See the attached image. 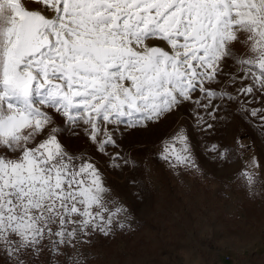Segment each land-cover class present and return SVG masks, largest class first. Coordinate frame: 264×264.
Segmentation results:
<instances>
[{"label": "snow or ice", "instance_id": "snow-or-ice-1", "mask_svg": "<svg viewBox=\"0 0 264 264\" xmlns=\"http://www.w3.org/2000/svg\"><path fill=\"white\" fill-rule=\"evenodd\" d=\"M228 104L264 135V0H0L4 264H36L44 251L46 264H85L95 235L130 227L94 158L69 152L64 131L118 168L128 158L108 149L121 127L188 105L207 131ZM160 146L169 167L200 170L185 128ZM206 150L226 159L216 144ZM257 167L253 157L239 173L250 191Z\"/></svg>", "mask_w": 264, "mask_h": 264}, {"label": "rangeland", "instance_id": "rangeland-1", "mask_svg": "<svg viewBox=\"0 0 264 264\" xmlns=\"http://www.w3.org/2000/svg\"><path fill=\"white\" fill-rule=\"evenodd\" d=\"M235 51L245 49L237 45ZM234 107L228 104L207 131L195 126L188 105L147 127H121L119 147L108 149L128 158V165L121 161L118 168L110 167L108 156L97 153L79 130L60 135L69 152L94 158L111 190L109 199L130 217L129 228L114 229L108 237L97 234L82 246L85 264H264V135L232 115ZM181 127L198 172L171 168L160 159L161 141ZM212 144L226 159L206 150ZM253 157L257 182L250 191L239 173ZM47 256L41 252L36 264H46Z\"/></svg>", "mask_w": 264, "mask_h": 264}, {"label": "trees", "instance_id": "trees-1", "mask_svg": "<svg viewBox=\"0 0 264 264\" xmlns=\"http://www.w3.org/2000/svg\"><path fill=\"white\" fill-rule=\"evenodd\" d=\"M71 130V129H70Z\"/></svg>", "mask_w": 264, "mask_h": 264}]
</instances>
